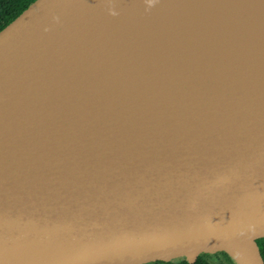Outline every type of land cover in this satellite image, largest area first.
I'll use <instances>...</instances> for the list:
<instances>
[{
  "label": "water",
  "instance_id": "1",
  "mask_svg": "<svg viewBox=\"0 0 264 264\" xmlns=\"http://www.w3.org/2000/svg\"><path fill=\"white\" fill-rule=\"evenodd\" d=\"M147 2L34 0L0 30V264H264V0ZM119 6L157 42L124 62Z\"/></svg>",
  "mask_w": 264,
  "mask_h": 264
},
{
  "label": "bare ground",
  "instance_id": "2",
  "mask_svg": "<svg viewBox=\"0 0 264 264\" xmlns=\"http://www.w3.org/2000/svg\"><path fill=\"white\" fill-rule=\"evenodd\" d=\"M146 1V0H144ZM187 2H190V0H184ZM159 2H163V0H158ZM149 3V0L148 2ZM160 5V3H159ZM169 7H173V5L171 4ZM170 11L174 14H181V16H185L186 18L189 19L190 24L192 26L198 25L197 27H195L196 29H201L202 26H200L201 23H203V21L201 20L200 22L197 21V19L193 16V12H184L181 13L179 12L177 9H170ZM131 12H136V14H133ZM139 14L137 13L136 9H133L131 11H127L126 8L119 6L117 9H115L114 11L110 12V16H111V21H110V27H109V33H110V37L103 39V43L105 44V46L102 47V49L100 48V50H105L108 49L111 53L112 56H117L118 58H120V60H123V62L127 59L132 58V55L129 54L131 52L126 51L123 52V50L129 46L130 43H133V41H139L142 44H145L148 48L149 45H155L157 42L155 41V38H153L151 35H149V26H152L151 21L149 20V13H146L147 18L144 19L143 21V16H138ZM136 26V28H138V34L134 33L131 30V27ZM253 41V40H251ZM260 41V40H258ZM166 46V45H165ZM165 46H160V45H156L155 49H153V51L151 53H149L148 57L145 56V62L147 64H145V66L147 67H152L151 61H154V56L157 55L158 53H154L156 52V47H159L160 49L165 48ZM135 50V49H132ZM106 51V50H105ZM119 53V54H118ZM142 66H144L143 63H141ZM150 65V66H149ZM130 66H136L137 69L139 68V66L136 64H130ZM141 66V67H142ZM140 69V68H139Z\"/></svg>",
  "mask_w": 264,
  "mask_h": 264
},
{
  "label": "trees",
  "instance_id": "3",
  "mask_svg": "<svg viewBox=\"0 0 264 264\" xmlns=\"http://www.w3.org/2000/svg\"><path fill=\"white\" fill-rule=\"evenodd\" d=\"M34 0H0V30L13 21L23 10H25ZM262 257L264 259V239L258 241ZM224 258L228 261L227 264H235V262L226 254ZM154 264V263H152ZM168 264H214L207 261L204 257L199 256L193 263L187 262L185 259H177L173 263ZM217 264H225L219 262Z\"/></svg>",
  "mask_w": 264,
  "mask_h": 264
},
{
  "label": "flooded vegetation",
  "instance_id": "4",
  "mask_svg": "<svg viewBox=\"0 0 264 264\" xmlns=\"http://www.w3.org/2000/svg\"><path fill=\"white\" fill-rule=\"evenodd\" d=\"M202 257H204L207 261H210L211 263H214V264H217L219 262H224L225 264L228 263V261L224 258L223 253L204 254V255H202ZM176 260L177 259H175L174 261L169 262V263H173ZM154 264H168V263H154Z\"/></svg>",
  "mask_w": 264,
  "mask_h": 264
}]
</instances>
